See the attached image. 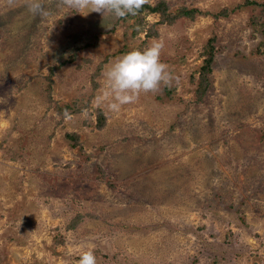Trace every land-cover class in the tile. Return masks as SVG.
<instances>
[{
  "label": "rangeland",
  "instance_id": "1",
  "mask_svg": "<svg viewBox=\"0 0 264 264\" xmlns=\"http://www.w3.org/2000/svg\"><path fill=\"white\" fill-rule=\"evenodd\" d=\"M161 1L193 17L141 11ZM42 4L0 0V264H264V0L120 19ZM152 42L169 82L97 103L107 68Z\"/></svg>",
  "mask_w": 264,
  "mask_h": 264
},
{
  "label": "clouds",
  "instance_id": "2",
  "mask_svg": "<svg viewBox=\"0 0 264 264\" xmlns=\"http://www.w3.org/2000/svg\"><path fill=\"white\" fill-rule=\"evenodd\" d=\"M143 3L144 0H63L65 7L90 9L116 19L135 15ZM26 8L32 15L49 14L42 0H26ZM162 48V42H152L143 50H130L115 60L104 73L105 88L97 96V103L116 112L122 105L134 102L141 92H155L169 82L171 74L160 60ZM77 264H96L94 252H82Z\"/></svg>",
  "mask_w": 264,
  "mask_h": 264
},
{
  "label": "trees",
  "instance_id": "3",
  "mask_svg": "<svg viewBox=\"0 0 264 264\" xmlns=\"http://www.w3.org/2000/svg\"><path fill=\"white\" fill-rule=\"evenodd\" d=\"M145 8H148V10L150 11L149 13H159V14H163L164 18L163 21H167V23L169 24H173L175 22L176 19L178 18H191L193 17L194 11H185V10H178L177 13L172 14V13H166V8L168 9V6L165 4L164 1H161L160 6H156L155 8H151V7H146L143 6L141 11H146ZM263 15H264V5H263V11H262ZM134 16V15H133ZM130 16V17H133ZM142 20V18H141ZM140 21V20H139ZM260 24V26L264 25V16L262 17V19L258 22ZM135 31L134 33H137L141 27H134ZM204 60H203V65L200 68V74H199V80H200V95H198L199 97H201L205 91H206V86H207V74L210 72V67L214 58V40H209L208 44L206 45V47H204Z\"/></svg>",
  "mask_w": 264,
  "mask_h": 264
}]
</instances>
